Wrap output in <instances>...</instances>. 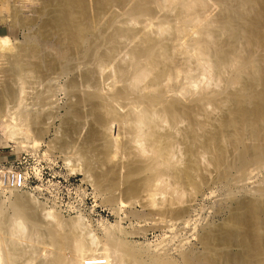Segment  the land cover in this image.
Returning a JSON list of instances; mask_svg holds the SVG:
<instances>
[{
  "label": "bare ground",
  "instance_id": "bare-ground-1",
  "mask_svg": "<svg viewBox=\"0 0 264 264\" xmlns=\"http://www.w3.org/2000/svg\"><path fill=\"white\" fill-rule=\"evenodd\" d=\"M35 3L27 18L16 0L10 5L12 22L34 25L22 43L0 36V101L17 100L5 121L19 115L41 77L66 71L58 145L78 144L80 169L111 199L182 217L226 157L243 167L264 164V0ZM25 114L14 120L20 117L22 128L11 125L6 136L21 134L16 142L37 146L44 126L34 129L37 116ZM0 175V194L14 196L11 214L0 211V264H142L131 248L84 237L80 217L40 213L30 194L13 193L17 173L12 183L1 168ZM180 185L190 190L188 201ZM228 217L202 230V251L183 252L179 264H264V198L243 196ZM46 241L54 250L44 260Z\"/></svg>",
  "mask_w": 264,
  "mask_h": 264
},
{
  "label": "rangeland",
  "instance_id": "rangeland-1",
  "mask_svg": "<svg viewBox=\"0 0 264 264\" xmlns=\"http://www.w3.org/2000/svg\"><path fill=\"white\" fill-rule=\"evenodd\" d=\"M23 1L16 0V5H22L21 9L23 10L19 13V17L27 18L26 16L31 13L30 9L35 7L36 0ZM12 2L13 0H0V17H3L0 20V36H6L10 44H20L25 36L34 29V25L19 23V19L12 22V12H9ZM23 12H25L24 15ZM41 48L54 52L52 47ZM111 71L114 72L113 69H110ZM112 72V76L109 74L110 79L115 77ZM69 76L70 74L66 71L54 70L48 77H41V84L38 81L40 86L36 87L39 89H32L35 93L31 92V96L30 94L25 95L24 108L17 111H21L18 116L23 112V114L26 113L25 116L32 114L29 116L31 119L38 115L42 119L39 121V117H35L31 123L34 129L39 124L44 126L41 127L43 128L42 134L34 138L37 141L40 140L37 146H31L26 142H16L21 138V134L15 135L16 138L13 140L6 136L9 126L19 125L22 128L24 122L22 121L23 115L20 116L22 119L19 117L20 124L18 121L15 123L18 116L17 119L15 118L16 120L14 119L15 121L11 118L8 122L5 121L6 115L14 116L16 114V111L12 109L17 106V100L1 96V101L4 102L0 101V167L3 170L21 172L20 183L21 185L24 183L23 187L16 186L12 188V191L13 193L30 194L31 198H35L40 213L53 210L64 219L80 217L81 223L77 230L84 232V237L93 236L100 243L131 248L138 253L142 264L165 261L179 264L183 252L199 253L202 251L198 234L209 227L224 223L232 213L238 199L243 196L264 198V164L259 168H255V164L243 167L235 163L231 156H228L220 167L221 170L217 169L216 174L214 171L211 172L215 176L210 175L211 178L201 184L196 192H193L191 200L188 202V210L182 217L176 218L170 214H161L160 216V214L150 212L146 207H142L141 203L135 199L131 203H127L126 198L121 196L120 199L125 205L117 197L111 199L107 190L96 183L95 177L87 176L80 169L81 161L76 156V145L78 144L71 143L65 148L58 145L57 140L63 134L62 122L67 115L65 104L68 100L66 88ZM109 78L105 82L108 80L110 82ZM3 82V76L0 73V85ZM27 86L25 85L24 88L28 89L29 86ZM49 93L50 96H48ZM40 94L46 96L47 98L44 97V100L48 101H44ZM50 101L52 105L48 104ZM41 102L42 104H40ZM17 137L19 138L17 139ZM180 187H183L182 192H187L185 197L188 201L190 190L185 185H180ZM257 190H261L262 194H258ZM1 198L3 199V202L0 203L3 204L2 207L0 205L1 214L10 215L14 196L6 190L3 196L0 194V201ZM186 219L190 221L185 224L184 220ZM111 241L118 242V244ZM44 245L46 249L44 252L42 251L41 256L48 259L54 247L47 241ZM36 260L32 263L36 264Z\"/></svg>",
  "mask_w": 264,
  "mask_h": 264
},
{
  "label": "built area",
  "instance_id": "built-area-1",
  "mask_svg": "<svg viewBox=\"0 0 264 264\" xmlns=\"http://www.w3.org/2000/svg\"><path fill=\"white\" fill-rule=\"evenodd\" d=\"M0 168H2V167H0ZM2 169H3V168H2ZM4 172L6 173V175L10 176V183H12L11 180H13L14 175H15V173L17 172V182H16V185H17L18 188L23 187V184H24V183H22V185H21V183H20V175H21L20 173H21V172H19V171H8V170H5V169H4ZM8 176H7V177H8ZM0 177H2V176L0 175ZM7 177H4V179L7 180ZM23 180H24V178H23ZM91 257H92V256H91ZM92 260H94V259H92Z\"/></svg>",
  "mask_w": 264,
  "mask_h": 264
}]
</instances>
